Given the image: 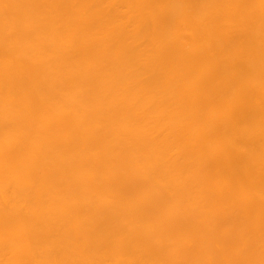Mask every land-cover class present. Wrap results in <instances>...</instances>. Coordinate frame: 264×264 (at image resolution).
Returning a JSON list of instances; mask_svg holds the SVG:
<instances>
[{
    "label": "bare ground",
    "instance_id": "1",
    "mask_svg": "<svg viewBox=\"0 0 264 264\" xmlns=\"http://www.w3.org/2000/svg\"><path fill=\"white\" fill-rule=\"evenodd\" d=\"M0 264H264V0H0Z\"/></svg>",
    "mask_w": 264,
    "mask_h": 264
}]
</instances>
